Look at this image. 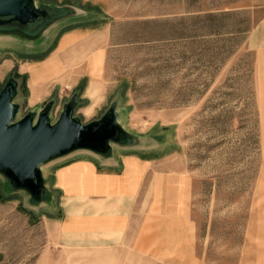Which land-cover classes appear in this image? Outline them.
<instances>
[{"label": "rangeland", "instance_id": "1", "mask_svg": "<svg viewBox=\"0 0 264 264\" xmlns=\"http://www.w3.org/2000/svg\"><path fill=\"white\" fill-rule=\"evenodd\" d=\"M223 2L34 0L67 16L35 41L0 34V90L17 82V120L52 103L54 123L71 99L83 124L113 108L130 139L150 145L131 154L155 162L119 235L86 232L84 199L54 191L51 174L44 203L0 174V264H264V77L244 47L250 16L219 11ZM68 33L85 37L94 64L33 84L26 71ZM153 173L170 174V189H147ZM85 181L63 183L85 193Z\"/></svg>", "mask_w": 264, "mask_h": 264}, {"label": "crops", "instance_id": "2", "mask_svg": "<svg viewBox=\"0 0 264 264\" xmlns=\"http://www.w3.org/2000/svg\"><path fill=\"white\" fill-rule=\"evenodd\" d=\"M219 11L244 12L250 16L251 26L245 32L244 47L246 52L254 54L256 67L259 69L258 73L264 77V0H224ZM36 39H28V41H35ZM84 39V36H74L69 35V33L62 36L56 47L52 46L42 56L45 59L39 65L26 71L31 82L39 84L49 81L64 73L70 65H74L83 59H87L88 63L93 65L95 60H92V56L86 53L83 46H79L80 42L84 44ZM45 44L47 43L41 44L42 49ZM46 104H43L41 109ZM149 146L148 143L138 139V141L132 140L129 145L121 146L122 151L114 152L112 150L108 155L74 152L66 155L61 162L46 166V169L42 167L41 170L44 177L47 174L52 175V189L54 191L60 190L62 191L61 195L66 196L68 193L71 197L84 199V229L86 232L89 230L92 232L96 230L97 232L101 229L105 233L119 235L123 228L126 231V229L134 226L135 214L140 211V209L137 211L135 202L138 201L143 182L151 169L150 165L155 163L145 160L147 158L142 157L139 153L131 154L133 152L131 150L148 148ZM80 167H85L88 171L85 174H77L74 170ZM80 175L84 176L86 180L85 193L68 192V187L63 182ZM153 175L147 189L157 181L163 182L165 189H170L173 179L170 174L153 173ZM44 189L47 194L46 198L37 203H44L52 195L51 188L44 186ZM143 206L141 205V209ZM58 208L59 211L63 212L77 210L80 207L73 205L66 209L60 203ZM96 213L100 214L97 215ZM261 252L263 257L264 247H262Z\"/></svg>", "mask_w": 264, "mask_h": 264}, {"label": "water", "instance_id": "3", "mask_svg": "<svg viewBox=\"0 0 264 264\" xmlns=\"http://www.w3.org/2000/svg\"><path fill=\"white\" fill-rule=\"evenodd\" d=\"M66 16V9L36 7L34 0H0V34L36 39ZM38 20L35 29L27 27ZM10 22L16 25L3 28ZM17 90L14 79H9L0 90V174L11 190L25 191L34 203L47 195L41 170L45 163L76 151L108 155L111 144L126 146L132 141L118 124L113 108L98 120L83 124L73 116L74 99L64 105L54 123L49 117L52 103L17 120Z\"/></svg>", "mask_w": 264, "mask_h": 264}, {"label": "flooded vegetation", "instance_id": "4", "mask_svg": "<svg viewBox=\"0 0 264 264\" xmlns=\"http://www.w3.org/2000/svg\"><path fill=\"white\" fill-rule=\"evenodd\" d=\"M8 19V18H7ZM6 19V20H7ZM9 20V19H8ZM40 23V21L38 20V21H36V22H34L33 24H30L29 26H27V27H29V29L31 30V29H35L36 28V26L38 25ZM16 25V23L15 22H10L9 24H6L3 28H10V27H14Z\"/></svg>", "mask_w": 264, "mask_h": 264}, {"label": "bare ground", "instance_id": "5", "mask_svg": "<svg viewBox=\"0 0 264 264\" xmlns=\"http://www.w3.org/2000/svg\"><path fill=\"white\" fill-rule=\"evenodd\" d=\"M44 34H45V32H44Z\"/></svg>", "mask_w": 264, "mask_h": 264}]
</instances>
